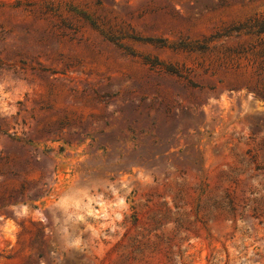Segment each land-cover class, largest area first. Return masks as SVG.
Returning <instances> with one entry per match:
<instances>
[{"label": "rangeland", "instance_id": "rangeland-1", "mask_svg": "<svg viewBox=\"0 0 264 264\" xmlns=\"http://www.w3.org/2000/svg\"><path fill=\"white\" fill-rule=\"evenodd\" d=\"M223 1L0 0V264H264V0Z\"/></svg>", "mask_w": 264, "mask_h": 264}, {"label": "trees", "instance_id": "trees-1", "mask_svg": "<svg viewBox=\"0 0 264 264\" xmlns=\"http://www.w3.org/2000/svg\"><path fill=\"white\" fill-rule=\"evenodd\" d=\"M223 5H224V1L223 0H218V6H223ZM248 22L243 24V25H240L237 28H235L234 31L239 32V31L245 30L246 32H248L250 34H253V35H256V36H259L262 33H264V21L255 20L254 24H250V22H251L250 20ZM92 25H93V28L96 29L95 24H92ZM148 41H152V40L150 39ZM152 42H156V41L153 40Z\"/></svg>", "mask_w": 264, "mask_h": 264}]
</instances>
